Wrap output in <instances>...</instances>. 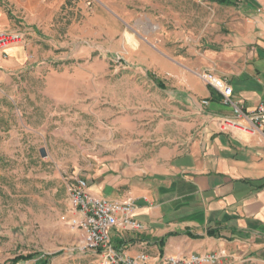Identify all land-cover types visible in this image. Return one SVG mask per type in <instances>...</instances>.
<instances>
[{
	"label": "rangeland",
	"instance_id": "374dc122",
	"mask_svg": "<svg viewBox=\"0 0 264 264\" xmlns=\"http://www.w3.org/2000/svg\"><path fill=\"white\" fill-rule=\"evenodd\" d=\"M31 1L36 25L62 38L50 58L41 55L50 46L37 41L26 48L23 69H0V246L13 264H103L75 250L68 184L86 179L111 147L152 153L166 142L193 139L198 123L194 108L168 103L167 81L124 59L119 37L109 39L107 28L178 63L196 61L223 32L206 0H67L54 19L36 7L40 0ZM0 2L11 20L29 21L23 8ZM23 28L9 30L24 35L17 45L30 39Z\"/></svg>",
	"mask_w": 264,
	"mask_h": 264
},
{
	"label": "crops",
	"instance_id": "0c3cea01",
	"mask_svg": "<svg viewBox=\"0 0 264 264\" xmlns=\"http://www.w3.org/2000/svg\"><path fill=\"white\" fill-rule=\"evenodd\" d=\"M10 1L29 13V21L16 23L0 2V31L29 30L27 43L10 48L6 59L0 54V69L14 72L26 66L28 46L47 43L50 48L41 55L48 59L62 36L57 29L36 25L39 15L31 0ZM206 1L223 34L196 61L187 57L178 63L120 29L107 28L109 39L119 37L124 59L167 81L168 103L194 108L190 114L198 123L193 139L166 142L152 153L122 144L111 147L108 156L95 158L86 179L97 197L133 200L134 218L145 231L112 233L115 248L126 257L220 252L224 258L219 264H264V137L222 131L218 120L233 116V109L204 79L229 85L234 101L246 109L264 103V0ZM66 2L40 0L35 5L54 19ZM71 31L72 26L69 36ZM5 251L0 246V264H13Z\"/></svg>",
	"mask_w": 264,
	"mask_h": 264
},
{
	"label": "built area",
	"instance_id": "2783aa9c",
	"mask_svg": "<svg viewBox=\"0 0 264 264\" xmlns=\"http://www.w3.org/2000/svg\"><path fill=\"white\" fill-rule=\"evenodd\" d=\"M24 39L22 33L0 31V53L4 54ZM204 79L221 94L223 104L233 109V116L219 118L222 131H236L250 136L260 133L264 137V103L253 110L246 109L240 102L234 101L233 90L229 85H221L207 77ZM204 103L207 104L206 101ZM135 210L133 200L115 201L97 197L90 192L86 179L79 176L72 179L68 184V225L79 236L75 250L94 253L103 264H219L224 257L220 252L193 254L185 258L162 256L154 259L146 253L134 257L124 256L115 248L112 233L114 230L134 233L145 231V225L134 218Z\"/></svg>",
	"mask_w": 264,
	"mask_h": 264
},
{
	"label": "trees",
	"instance_id": "16d2710c",
	"mask_svg": "<svg viewBox=\"0 0 264 264\" xmlns=\"http://www.w3.org/2000/svg\"><path fill=\"white\" fill-rule=\"evenodd\" d=\"M211 1H214V2H218V3H221V4H230L232 3L233 0H211ZM25 259H29V258H25ZM20 260H23V259H16L15 261L18 262ZM44 264V263H43Z\"/></svg>",
	"mask_w": 264,
	"mask_h": 264
}]
</instances>
